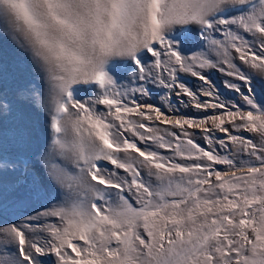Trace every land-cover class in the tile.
<instances>
[{
	"label": "snow or ice",
	"instance_id": "snow-or-ice-1",
	"mask_svg": "<svg viewBox=\"0 0 264 264\" xmlns=\"http://www.w3.org/2000/svg\"><path fill=\"white\" fill-rule=\"evenodd\" d=\"M0 38L37 77L0 102V264H264V0H0Z\"/></svg>",
	"mask_w": 264,
	"mask_h": 264
},
{
	"label": "rangeland",
	"instance_id": "rangeland-1",
	"mask_svg": "<svg viewBox=\"0 0 264 264\" xmlns=\"http://www.w3.org/2000/svg\"><path fill=\"white\" fill-rule=\"evenodd\" d=\"M208 75L219 87L221 93H223V97H232L233 94L229 90L225 89L223 84L225 79H229L228 77L216 70H209ZM182 77L185 78L186 83L188 82V85L191 84L190 86L193 88L197 87L200 83L196 79L189 76H184L182 74ZM36 80L37 77L28 57L16 49L10 41L0 38V98L7 97V100L0 99V102L6 103L7 101L16 100L18 90ZM150 89V97L154 95L156 98L157 95L162 97L165 95V92L161 91L158 87L150 86ZM150 97L146 99H149ZM172 100L174 105H176V98L174 96L172 97ZM179 109L180 112L186 113L187 115H192V111L197 113L194 108H192L190 114L184 112L182 108ZM196 115H199V113ZM41 122L42 117L36 112L26 107L19 106L17 111L8 117L7 126L10 133L11 130L16 129L17 127L27 126V129L32 133L33 137L40 136L42 138ZM219 167L222 168L223 166Z\"/></svg>",
	"mask_w": 264,
	"mask_h": 264
},
{
	"label": "bare ground",
	"instance_id": "bare-ground-1",
	"mask_svg": "<svg viewBox=\"0 0 264 264\" xmlns=\"http://www.w3.org/2000/svg\"><path fill=\"white\" fill-rule=\"evenodd\" d=\"M190 82V81H189ZM187 84H188V82H187ZM196 84V83H195ZM195 84H194V86H195ZM198 84V83H197ZM191 85V84H190ZM189 85V86H190ZM160 98V99H158V98ZM161 97L162 96H156V98H155V96L154 95H152V97H150L149 99H147L148 100V102L149 103H154V104H157V105H159V104H161L162 103V100H161ZM185 100H187V98L185 97ZM174 103V102H173ZM176 105L179 107V108H182L183 109V111L184 112H187L188 114H190V111H192V108H188V109H186L183 105H179L178 104V102L176 101ZM176 105H174V106H176ZM165 107H166V105H165ZM193 113V114H192ZM192 115H196L197 113L196 112H194V111H192ZM219 135H222V134H219Z\"/></svg>",
	"mask_w": 264,
	"mask_h": 264
},
{
	"label": "built area",
	"instance_id": "built-area-1",
	"mask_svg": "<svg viewBox=\"0 0 264 264\" xmlns=\"http://www.w3.org/2000/svg\"><path fill=\"white\" fill-rule=\"evenodd\" d=\"M182 79L184 80V82H186L185 78L182 77Z\"/></svg>",
	"mask_w": 264,
	"mask_h": 264
}]
</instances>
